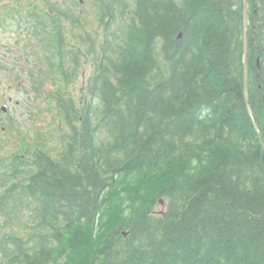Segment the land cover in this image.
<instances>
[{
    "label": "trees",
    "instance_id": "trees-1",
    "mask_svg": "<svg viewBox=\"0 0 264 264\" xmlns=\"http://www.w3.org/2000/svg\"><path fill=\"white\" fill-rule=\"evenodd\" d=\"M248 2L245 38L244 0H0V31L47 54L56 126L54 147L0 154V264H264V0Z\"/></svg>",
    "mask_w": 264,
    "mask_h": 264
},
{
    "label": "rangeland",
    "instance_id": "rangeland-1",
    "mask_svg": "<svg viewBox=\"0 0 264 264\" xmlns=\"http://www.w3.org/2000/svg\"><path fill=\"white\" fill-rule=\"evenodd\" d=\"M90 2L91 0H81V5L92 13ZM244 4L246 38L253 27L249 20L250 3L244 0ZM31 38L26 28L16 25L0 31V114L1 108L5 106L8 109L6 114L12 117L8 119V115H0V142H8V147L1 155L21 148L23 137L38 144L39 141L34 139L36 134H46L49 138L46 137L44 141L51 147L56 145L51 138L56 128L52 123L54 115L49 112L47 101L48 90L54 87L53 74L48 67L47 54L39 42ZM38 79L45 82L37 87Z\"/></svg>",
    "mask_w": 264,
    "mask_h": 264
},
{
    "label": "flooded vegetation",
    "instance_id": "flooded-vegetation-1",
    "mask_svg": "<svg viewBox=\"0 0 264 264\" xmlns=\"http://www.w3.org/2000/svg\"><path fill=\"white\" fill-rule=\"evenodd\" d=\"M1 111H2V113H1L2 116H3V115H4V116H7V115H8V114H6L7 111H8V109H7V110H4L3 108H1ZM1 114H0V115H1ZM7 117H8V119H12V117H11L10 115H8ZM5 156H6V155H5Z\"/></svg>",
    "mask_w": 264,
    "mask_h": 264
},
{
    "label": "water",
    "instance_id": "water-1",
    "mask_svg": "<svg viewBox=\"0 0 264 264\" xmlns=\"http://www.w3.org/2000/svg\"><path fill=\"white\" fill-rule=\"evenodd\" d=\"M253 1H255V0H253ZM181 37H182V35L180 34L178 38L180 39ZM161 203H162V202H161Z\"/></svg>",
    "mask_w": 264,
    "mask_h": 264
},
{
    "label": "bare ground",
    "instance_id": "bare-ground-1",
    "mask_svg": "<svg viewBox=\"0 0 264 264\" xmlns=\"http://www.w3.org/2000/svg\"><path fill=\"white\" fill-rule=\"evenodd\" d=\"M250 1V0H249ZM252 1V0H251ZM253 2H255V1H253Z\"/></svg>",
    "mask_w": 264,
    "mask_h": 264
}]
</instances>
